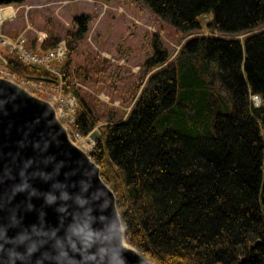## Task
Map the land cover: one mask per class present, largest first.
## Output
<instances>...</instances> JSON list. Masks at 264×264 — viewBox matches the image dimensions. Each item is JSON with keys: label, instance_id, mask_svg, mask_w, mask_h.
Listing matches in <instances>:
<instances>
[{"label": "trees", "instance_id": "1", "mask_svg": "<svg viewBox=\"0 0 264 264\" xmlns=\"http://www.w3.org/2000/svg\"><path fill=\"white\" fill-rule=\"evenodd\" d=\"M102 1H141L183 35L209 32L186 40L171 61L155 36L143 68L159 69L141 77L126 114L101 113L71 83L89 79L72 69L71 47L60 64L62 91L78 106L73 129L91 134L88 154L116 197L125 243L153 264H264V0ZM88 20L75 18L80 33ZM0 54L19 80L59 83Z\"/></svg>", "mask_w": 264, "mask_h": 264}, {"label": "water", "instance_id": "2", "mask_svg": "<svg viewBox=\"0 0 264 264\" xmlns=\"http://www.w3.org/2000/svg\"><path fill=\"white\" fill-rule=\"evenodd\" d=\"M0 264H153L53 106L0 78Z\"/></svg>", "mask_w": 264, "mask_h": 264}, {"label": "rangeland", "instance_id": "3", "mask_svg": "<svg viewBox=\"0 0 264 264\" xmlns=\"http://www.w3.org/2000/svg\"><path fill=\"white\" fill-rule=\"evenodd\" d=\"M21 4L36 5L37 7L28 12L19 9L18 4L0 7L8 8L5 11L0 9L3 18L7 19L10 14L14 16V18L7 19L10 21H4L0 25V35H4L14 42L20 36L26 41L25 47L29 50L35 49L36 52L54 49L56 50L55 58L57 55L59 56V50L63 48V52L67 55V48L71 47L72 69H81L80 72L86 74L89 79L84 82L83 76L73 75L69 80L81 89L82 94L88 96V99L101 110V113L112 108L120 109V114H126L139 94L137 86L141 83V77L149 76L159 69L143 68V65L155 54L153 46L155 36L159 38V42L171 61L176 57L178 50L186 40L209 34L205 28H202L191 35H183L169 22L149 11L141 1L25 0ZM81 16L89 18L85 25L87 32L84 34L80 33L83 25L75 21V18ZM206 20L207 18L201 19L203 27ZM14 28L18 29L17 33L19 34L14 37L7 35V32ZM245 36L247 35L233 38L242 41ZM4 37L0 36V52H14L15 57L19 59L17 52L14 51L18 45L13 46L14 42L7 45ZM29 39H36L34 48L27 46ZM45 40L53 41L56 46L42 50L40 46ZM65 58L66 56L61 61H57V59L54 62L50 61V66L55 65L59 69V73L56 74V70L53 72L46 70L59 79V83L56 85L17 79L7 69L6 59L1 54L0 66L6 70L8 79L14 80L35 96L51 102L56 108L61 109L65 116L72 112L73 106H75V119L78 107L76 98L70 93L65 94L61 88L60 64ZM37 62L36 60L31 61V63ZM144 83L145 79L141 86ZM71 96L75 100L72 101ZM73 124L70 127H65V125L64 127L71 140L88 153L94 143L90 137L91 134L79 135L74 131ZM95 130L94 134L97 132V128ZM88 137L91 139V143L86 145ZM80 142L85 143L81 144Z\"/></svg>", "mask_w": 264, "mask_h": 264}, {"label": "built area", "instance_id": "4", "mask_svg": "<svg viewBox=\"0 0 264 264\" xmlns=\"http://www.w3.org/2000/svg\"><path fill=\"white\" fill-rule=\"evenodd\" d=\"M0 9H3L4 11L8 10L7 7L0 8ZM3 10H1V11H3ZM11 18H14L13 14L8 15L7 19H11ZM7 19L6 18L2 19L1 16H0V25L4 21H10V20H7ZM0 36L4 37V35H0ZM4 39L6 40V44L7 45H10L12 42H14L13 40H10L9 38H6V37H4ZM25 42H26L25 39H23L22 37L19 36L17 39H15V42L13 43V46L18 45V47L16 48L17 50L14 49V51L17 52L16 54H17V57L19 58L18 60L20 62H22L23 64L28 65V66H33V67H37V68H40V69H45V70H48L50 72H53V71L56 70V74H57V72L59 73V69H57L55 67V65L54 66H50V61H53V60H56V59H57V61H61L66 56L65 52H63L64 51L63 48H62V50L58 51L59 56L57 55V58H55L54 54H55L56 50L53 49V50H47L45 52H36L35 49L34 50L27 49L25 47ZM39 43H41V42H39ZM11 53L13 54L14 52H11ZM32 60H36V62L37 61L38 62L37 63H31ZM5 71L6 70L3 69L0 66V78L8 79L7 76H6L8 74ZM9 80H11V79H9ZM12 81H14V80H12ZM71 99L73 101L74 97H72ZM47 102L50 103L53 106V108L55 110V113H56V116H57L58 120L62 123L63 126L65 125V127H70V125L74 123V120H75L74 119L75 106H73L74 107L73 111L69 112L65 116L61 109L56 108V106L54 104H52L51 102H49V101H47ZM252 102H253V105L255 107H257L260 104V99L258 98V96H253L252 97ZM80 143L83 144L85 142H80ZM90 143H91V139L88 137V142L85 143V144L89 145ZM83 146H85V145H83Z\"/></svg>", "mask_w": 264, "mask_h": 264}, {"label": "crops", "instance_id": "5", "mask_svg": "<svg viewBox=\"0 0 264 264\" xmlns=\"http://www.w3.org/2000/svg\"><path fill=\"white\" fill-rule=\"evenodd\" d=\"M35 7H37V6L36 5L18 4V8L19 9H24L26 12L32 11ZM11 8H12V10H14L13 7H11ZM14 11L16 12V10H14ZM15 17H16V13H15ZM17 31H18V29H15V28L11 29L9 32H7V35L12 36V37L17 36L19 34V33H17Z\"/></svg>", "mask_w": 264, "mask_h": 264}, {"label": "bare ground", "instance_id": "6", "mask_svg": "<svg viewBox=\"0 0 264 264\" xmlns=\"http://www.w3.org/2000/svg\"><path fill=\"white\" fill-rule=\"evenodd\" d=\"M0 16H1V18L3 19V16L0 14ZM55 60H53V62H54ZM68 132V131H67Z\"/></svg>", "mask_w": 264, "mask_h": 264}]
</instances>
